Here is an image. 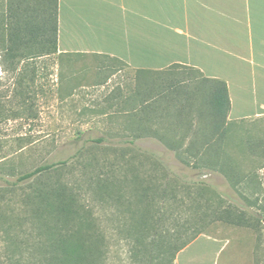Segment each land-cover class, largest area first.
<instances>
[{
    "label": "rangeland",
    "instance_id": "rangeland-1",
    "mask_svg": "<svg viewBox=\"0 0 264 264\" xmlns=\"http://www.w3.org/2000/svg\"><path fill=\"white\" fill-rule=\"evenodd\" d=\"M53 2L0 0V264H69L75 254L85 256L81 264H175L181 241L211 220L200 235L229 241L223 256L239 251L243 236L245 251L264 264V217L257 213L264 207V123L229 120L218 150L206 151L203 132L214 121L206 92L192 95V110H181L173 93L166 99L146 90L152 77L163 84L171 75L191 88L192 72L159 73L149 58L152 67L136 74L105 57L48 53L40 18ZM32 20L40 28L30 42ZM17 27L25 37L11 57ZM139 83L145 101L129 100ZM135 126L151 133L132 143ZM170 141L201 147L189 159L198 166L179 161ZM65 160L31 182L17 181ZM228 205L246 212L249 225L214 219ZM215 246L200 241L181 253L180 264H200L199 255L209 264Z\"/></svg>",
    "mask_w": 264,
    "mask_h": 264
},
{
    "label": "crops",
    "instance_id": "crops-1",
    "mask_svg": "<svg viewBox=\"0 0 264 264\" xmlns=\"http://www.w3.org/2000/svg\"><path fill=\"white\" fill-rule=\"evenodd\" d=\"M57 52L105 57L136 74L155 59L159 73L179 68L194 74L193 83L223 80L231 100L228 119L264 123V0H58ZM242 238L239 251L234 246L223 256L229 241L199 235L175 264L202 240L216 244L209 264H258Z\"/></svg>",
    "mask_w": 264,
    "mask_h": 264
},
{
    "label": "trees",
    "instance_id": "trees-1",
    "mask_svg": "<svg viewBox=\"0 0 264 264\" xmlns=\"http://www.w3.org/2000/svg\"><path fill=\"white\" fill-rule=\"evenodd\" d=\"M41 21V30H43V34H45L44 36L47 38V42L50 43L49 44V48H48V53H56L58 51V0H54L53 5L51 8L48 9V11L46 12L45 15H41L40 18ZM36 24V21H31L27 26L26 29H28L27 31L30 32L29 34H31L30 36V42L33 41L36 37V30H39L40 25L38 27ZM23 29H25L24 27H17L14 28V30L12 32H10V40H11V46L9 48V56L11 57H16L18 54L16 52V46L18 45V43L24 39V35H23ZM32 37V38H31ZM176 67V66H175ZM174 69V68H173ZM144 70H138L137 73H144ZM153 72V71H152ZM158 73V72H156ZM162 73V72H161ZM154 74V73H153ZM176 76L171 75L168 79L169 80H173V81H177ZM153 80L152 81H148L149 83V87L146 88V90H149L154 88V89H158V91L160 92V94H158L159 97H163V98H168V96H170L171 93H173V95L175 96L174 101H177L180 103V109L184 110L186 108L189 107V103L190 100L192 98V95H197L198 93H200V91H204L206 92L204 100L206 101V103L210 106V110H211V114L212 116H214V121H213V126L211 128H209L207 131L203 132V144L205 150L207 151L208 149H210L212 146H215V149L218 150V143H221L222 140L225 137L226 131H227V125H228V115H229V111L231 109V100H230V96H229V89L227 86V83L223 80L220 79H212V78H202V80L194 82L193 86L191 88H186L184 86H177L175 82L173 81H165V83L162 84V82H155L157 79L155 77H152ZM156 83V84H152V83ZM168 82V83H167ZM173 82V83H171ZM152 84V85H151ZM147 85V83H146ZM142 84L139 83V85H137L134 88V91L132 92V96H128L129 100H141L143 96H141V88H142ZM162 90H164V93H162ZM185 97L183 98L182 96ZM139 98V99H138ZM141 101H145V100H141ZM136 109H134L135 111ZM187 110H192V107H189ZM146 111V110H145ZM137 112V110L135 111ZM183 111H181L182 113ZM202 114H199V117H201ZM132 129V134L131 136L133 137L132 140H130V142L134 143L136 139L145 136L149 133H151L150 128H146L143 126H135V128H131ZM152 133L154 135H156L158 132L156 131H152ZM104 138H99L98 141H103ZM167 147H169L172 151L175 152L176 157L179 159V161H181L182 163L186 164V165H193V167H197L198 164L196 162L191 163L189 161L190 157L192 158H197L200 153L202 152V148L198 147L195 148L194 146V142H190L188 146L184 147V144L182 141H170L167 142ZM217 146V147H216ZM203 147V146H202ZM203 147V149H204ZM139 153V151H138ZM68 163L67 160L65 161H59L56 163H45L42 164L38 167H36L33 170L27 171L25 173H23L22 175H20L18 177V182H31L33 180L36 179V177H39L41 175H43L44 173L50 171L51 169H55L58 166H63L66 165ZM185 183V182H184ZM187 183V182H186ZM195 187L197 186L196 183L190 184L189 183V187ZM188 187V186H187ZM218 196L221 199H224L223 196L218 193ZM263 208V209H262ZM260 209H262V211L260 210V212L257 213H261L260 215H262V218L264 217V207H261ZM214 215H216V217L214 219L217 220H224L226 222L232 223V224H239V225H249L248 224V219L249 217L247 216L246 212H243L241 210H239V206H232V205H228V206H224L222 207V209H218V210H214ZM201 214V213H200ZM199 214V215H200ZM203 217L206 215L205 213L202 214ZM254 215V213L251 214V216ZM256 216H258V214H256ZM261 217V216H260ZM212 222V220L210 222H206L207 224H204V226H202L201 228L197 229L196 232L193 233V235L183 241H181V243L178 245L177 248V252H179L181 249H183L185 246H187L191 241H193L198 235H200L201 233H203V231L205 230V228ZM60 240H56V244H59ZM85 243V247H87L89 245V243L87 241L83 242V244ZM61 245H65V243L61 244ZM60 245V246H61ZM68 245V243H67ZM85 256L83 255H74V256H69L67 259L69 260V264H81V261L84 260ZM59 259V254L56 253H52L51 256L49 257V261H51L52 263L55 260Z\"/></svg>",
    "mask_w": 264,
    "mask_h": 264
}]
</instances>
